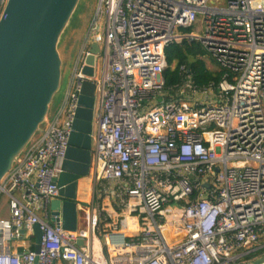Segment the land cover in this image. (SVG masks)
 <instances>
[{
  "label": "built area",
  "instance_id": "2783aa9c",
  "mask_svg": "<svg viewBox=\"0 0 264 264\" xmlns=\"http://www.w3.org/2000/svg\"><path fill=\"white\" fill-rule=\"evenodd\" d=\"M183 40L199 42L218 66L216 85L197 88L181 65V82L165 89L164 50ZM84 82L95 86L92 167L101 203L80 236L63 231L47 208L58 197ZM0 195L10 213L0 220V264L263 259L264 0H98L59 111L1 180ZM35 225L38 252H10Z\"/></svg>",
  "mask_w": 264,
  "mask_h": 264
},
{
  "label": "water",
  "instance_id": "95a60500",
  "mask_svg": "<svg viewBox=\"0 0 264 264\" xmlns=\"http://www.w3.org/2000/svg\"><path fill=\"white\" fill-rule=\"evenodd\" d=\"M79 1H6L0 19V182L41 132L40 126L60 88L62 59L58 44ZM90 53L83 70L87 77L93 75L96 43L91 44ZM94 103L95 86L84 82L66 159L55 180L58 197L48 206L52 216H60L62 230L66 232L76 230L75 192L79 179L89 169ZM71 161H78L79 165ZM32 232L34 251L38 252L42 232L37 225ZM263 259L253 264H260Z\"/></svg>",
  "mask_w": 264,
  "mask_h": 264
},
{
  "label": "rangeland",
  "instance_id": "374dc122",
  "mask_svg": "<svg viewBox=\"0 0 264 264\" xmlns=\"http://www.w3.org/2000/svg\"><path fill=\"white\" fill-rule=\"evenodd\" d=\"M97 6L98 0H80L70 19V22L61 36L58 44V51L62 59L60 88L54 95L49 106V113H47L45 122L40 126L42 129L46 127V122H49L54 118L63 103L66 92L69 89L75 57L83 39L89 32V29L95 19ZM99 28L101 29V24L99 25ZM190 32L196 33L197 31L195 29H191ZM203 61L209 71L213 73L219 72L218 66L209 56L206 55L203 57ZM39 134L40 133L38 132L35 136H38ZM35 136L31 142L34 141V138H36ZM81 213L82 212H80V214ZM2 217H9L8 206L4 195H0V218ZM81 225L82 229L85 230L83 222H81Z\"/></svg>",
  "mask_w": 264,
  "mask_h": 264
},
{
  "label": "trees",
  "instance_id": "16d2710c",
  "mask_svg": "<svg viewBox=\"0 0 264 264\" xmlns=\"http://www.w3.org/2000/svg\"><path fill=\"white\" fill-rule=\"evenodd\" d=\"M182 31L189 33L190 29H182ZM164 55L167 64V68L163 72L165 89L172 88L181 82L178 71V67L181 65H185L191 73L193 84L197 88H203L210 84L216 85L220 80V71L213 73L207 69L203 61L206 53L197 41L183 40L180 43H172L165 48Z\"/></svg>",
  "mask_w": 264,
  "mask_h": 264
},
{
  "label": "crops",
  "instance_id": "0c3cea01",
  "mask_svg": "<svg viewBox=\"0 0 264 264\" xmlns=\"http://www.w3.org/2000/svg\"><path fill=\"white\" fill-rule=\"evenodd\" d=\"M180 32L183 33L182 30H180ZM94 109H95V103H94ZM94 109H93V112H94ZM92 133H93V124H92V131H91V151H90L89 169L86 175L79 179L77 183L76 192H75V195H76V199H75L76 230H75V233L80 236H85L88 232L87 221H88L89 214L92 212V208L98 207V205H100L101 203V200L98 199V197L96 196L97 187L95 186L94 170L92 167V147H93V139H92L93 134ZM39 136L40 134L38 136H35L36 138H34V140L37 141L39 139ZM71 162H73L77 166L79 165L78 161H71ZM6 202L8 206L7 198H6ZM47 209H48V213L51 212L49 208ZM8 212H9V208H8ZM80 212L82 213L80 214ZM49 215H51V213H49ZM40 216L42 215L40 214ZM9 219H10V213H9L8 218H4V217L0 218V220H9ZM48 222L51 225H53L54 223L53 221H51V218L48 219ZM81 222H83L85 230L82 229ZM34 243H35V240H34L33 233L30 232L29 230H26V231L23 230L20 232L19 237L14 238L10 242L8 247H9L10 252H14V253L22 252V251L33 249ZM81 245H82V241H81ZM81 245H78V246H81Z\"/></svg>",
  "mask_w": 264,
  "mask_h": 264
}]
</instances>
